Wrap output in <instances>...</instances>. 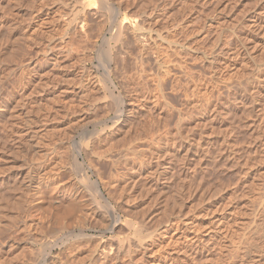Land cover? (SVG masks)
Returning a JSON list of instances; mask_svg holds the SVG:
<instances>
[{"label":"rangeland","instance_id":"rangeland-1","mask_svg":"<svg viewBox=\"0 0 264 264\" xmlns=\"http://www.w3.org/2000/svg\"><path fill=\"white\" fill-rule=\"evenodd\" d=\"M120 1L119 17L132 16L138 3L163 11L154 33L163 35L164 47L157 56L166 63L158 69L155 54L144 57L147 73L165 78L161 106L125 105L132 108L125 115L153 116L157 128L163 119L162 151L154 144L146 157L161 177L148 187L149 179L141 176L129 190V180L120 177L126 171L123 158L106 145L113 141L108 133L115 128L116 145L125 139L120 124L110 123L101 142H94L88 132L91 116L102 117L108 99L120 102L104 90L110 84L96 53L103 36H109L106 23L102 27L94 15L86 14L97 0H0V264H130L128 254L113 253L106 259L99 247L126 240L131 235L127 221L138 219L153 237L136 264H264V31L256 33L248 25L250 20L264 23V0ZM80 15H87L88 23L82 36L73 27ZM130 58L112 76L114 94L125 102L134 95L127 78L135 73ZM89 73L100 88L102 82L106 87L87 88ZM147 84L143 87H154L150 80ZM216 97L227 105L221 106L224 116L213 122L209 108ZM67 104L75 105L70 109ZM82 112H87V122L80 119ZM203 117L204 125L194 127ZM216 125L222 129L219 142L227 130L234 134L233 157L230 148L222 152L219 142H213ZM152 151L161 152V158ZM17 172H29L32 183H20ZM40 183L84 189L86 197L69 205L74 236L63 238L65 219L53 217L40 197ZM92 183L112 202L117 221L112 231L98 207L102 202L88 198Z\"/></svg>","mask_w":264,"mask_h":264},{"label":"bare ground","instance_id":"bare-ground-1","mask_svg":"<svg viewBox=\"0 0 264 264\" xmlns=\"http://www.w3.org/2000/svg\"><path fill=\"white\" fill-rule=\"evenodd\" d=\"M112 1V0H111ZM118 4L114 5L113 3L110 2V0H97V6L95 8H93L92 10H90L91 12H87L86 14L88 13H91L92 15H94V17H96L101 24L100 26H102V23L104 25V23H106L105 25L107 26L106 28V32L109 33V36H103V39L102 42H101V45H99L98 49H97V52L98 55L97 56H100V61H99V64L102 66V69L104 71V78L105 80L107 81V84H110L109 87H106L105 83L102 82L104 84V87L103 88H107V89H104V90H109V97H115V99H111L112 100H116V98L119 99L120 102H118V100H116L118 103L116 104L115 101L113 104V102L111 100L108 99V102L106 104H103L106 109V112L105 114L103 113L102 117L100 118H96V119H92V116H91V126H92V129L89 128V131L87 129L88 132H90V134L92 135V139L94 142H101L100 140H102V136L104 137V133L107 132V127L110 126V123L112 124V126H116V124H120V127L118 128H122L123 132H124V137L125 139L126 138V133L130 136V138L127 139V141L123 138V141L121 138H119L121 142H118L120 144V148L118 147L119 144L116 145V142H117V137L116 135H114V133L112 132L113 130L115 129H111L112 131H109L108 135H112L111 136V139L113 141H110L109 144H107L108 142H106V145L110 148H108L106 145V147L111 151H114L115 149L117 150L116 152L117 155L119 154L121 156V158H123V167L124 166L126 167V171L125 170H122L121 172L124 174L121 175L120 177H123V179H126V181L129 180V190L131 189H135L138 184H139V180H140V177L141 176H145L146 178H148L149 180L147 181V186H152V183L154 181H157L159 179L160 176V173H161V170H159L157 167L155 168V166H152L151 164L149 165V161L151 162V160H148L146 159V157L149 155V151H151L150 147L154 144H158V146H156V150L158 151H162L161 148L163 146V119L161 120V127H158V122L155 121V119L151 118V117H143V115L139 114L140 116L139 117H132L131 114L129 115L125 113L126 112H129L130 110L129 109H132L131 107H129L128 109H125V105H129V106H132L133 105V108H136V107H143V108H149V104L150 105H153V106H157L160 104L161 106V103H162V96L161 94L159 93L160 91H163V89L161 90V84H162V81L163 78L162 76L160 77L159 75L158 76H150L149 73H147L146 69H145V65H144V57L148 54V53H152V54H155L156 56V66L158 69L160 68H163L164 64L166 63V59L164 60L163 57L162 58H158V54L159 52L161 51L162 49V43L161 41H163V35H161V33H154L155 29H154V25L156 23V21L159 19V15L162 14L163 11H158V7L157 5H153L152 7H148L147 5L143 4L141 5L140 3L138 4H135V13L130 16V17H126L124 16L123 14V17H119L121 15V8H120V5H121V1L118 0ZM113 2V1H112ZM116 2V1H115ZM126 2V1H125ZM140 2V1H139ZM95 3V2H94ZM124 5V4H123ZM145 5V6H144ZM85 8V7H84ZM88 8V7H86ZM162 8V7H161ZM90 9V8H89ZM84 11V10H83ZM87 11V10H85ZM85 13V12H84ZM83 13V14H84ZM157 13V14H156ZM85 15V14H84ZM89 15V14H88ZM81 16V15H80ZM79 17V16H78ZM82 18H78L79 20H75L74 24H73V27H74V30L77 32V33H81L79 34L80 36L83 35H86L87 32L86 31V27H87V21H86V17L85 16H81ZM163 17V16H162ZM174 17V16H173ZM70 21V20H69ZM251 22H249L248 25L251 26L252 30L253 31H256V33L260 32V31H264V23H261V22H256V20H250ZM102 22V23H101ZM72 24V22H70ZM98 23V21H97ZM177 23V21H176ZM175 23V25H176ZM67 24V23H66ZM104 25V26H105ZM178 25V24H177ZM37 25L35 24L33 27L36 29ZM68 26H69V22H68ZM219 26V25H218ZM229 26V25H228ZM99 27V26H98ZM103 27V26H102ZM176 27V26H174ZM254 27V28H253ZM72 28V27H71ZM34 29V30H35ZM73 29V28H72ZM99 29V28H98ZM221 29V28H220ZM170 30V29H169ZM98 31V30H97ZM101 31V30H100ZM162 31V30H161ZM75 33V32H74ZM86 33V34H85ZM219 33V32H218ZM250 33V32H249ZM255 33V34H256ZM104 34V33H103ZM174 35V34H173ZM102 36V35H101ZM218 37V36H217ZM251 38V37H250ZM250 40V39H249ZM252 40V39H251ZM113 41V43H112ZM160 41V42H159ZM218 42V41H217ZM176 43V42H175ZM230 43V42H229ZM132 44V45H131ZM166 45V44H165ZM175 45V44H173ZM171 45V46H173ZM104 46V47H103ZM168 46V45H167ZM164 47V46H163ZM105 48V49H103ZM177 48V46H176ZM233 48V47H232ZM172 49V47H171ZM192 49V48H191ZM194 49V48H193ZM173 50H175V48H173ZM181 50V49H180ZM195 50V49H194ZM230 50V49H229ZM225 51V50H224ZM134 52V53H133ZM179 52V51H178ZM234 52V51H233ZM163 53V52H161ZM158 55V56H157ZM165 55V54H164ZM234 55V54H233ZM236 55V53H235ZM239 55V54H238ZM54 58H56V54H53ZM127 57H131L133 58V62H134V67H133V73L131 72L129 75H127V78H128V83H129V86L130 84H132L130 87H131V90L132 92L134 93V95H131L132 97L130 98V100L128 102H125L124 99H121V95L120 97H117V95L114 94V91L113 89L115 88V83L113 81V78L112 76H118L119 73H120V70L123 69L124 65H125V61H126V58ZM130 58V59H131ZM212 58V57H211ZM99 59V57H98ZM146 59V58H145ZM132 60V59H131ZM223 61V60H222ZM212 62V61H211ZM224 62V61H223ZM133 64V63H132ZM213 64V63H212ZM211 64V66H213ZM264 64V63H262ZM260 64V65H262ZM181 65V64H180ZM183 65V64H182ZM223 65V64H222ZM258 66V67H261V66ZM217 66V64H216ZM219 66V65H218ZM254 66V65H253ZM181 67V66H180ZM188 66H186L187 68ZM215 67V66H213ZM250 67H252L250 65ZM256 67V65L254 66ZM257 67V68H258ZM263 67V66H262ZM261 67V69H262ZM182 68V67H181ZM219 68V67H217ZM253 68V67H252ZM256 68V69H257ZM215 69V68H214ZM251 69V68H250ZM254 69V68H253ZM124 70H127V69H124ZM149 70V69H148ZM186 70V69H185ZM188 70V69H187ZM255 70V69H254ZM156 71V70H155ZM159 71V70H158ZM163 71V70H162ZM258 71L261 72L260 68H258ZM92 72V71H90ZM184 72V71H183ZM238 71H236L237 73ZM151 73V72H150ZM153 73V71H152ZM190 73V71H189ZM262 73V72H261ZM90 74V73H89ZM155 74V73H154ZM239 74V72H238ZM264 74V72H263ZM185 77L187 74H183ZM191 77V76H190ZM193 77V76H192ZM121 78V77H120ZM188 78V77H187ZM194 78V77H193ZM115 79V78H114ZM104 80V79H102ZM121 80V79H120ZM150 82L152 81L154 83V87H143V85L147 84V81ZM195 80V79H194ZM193 80V81H194ZM198 80V79H197ZM263 80V78H262ZM97 78L95 77L94 73L93 75L90 74V77H89V84L87 85V88H90L93 89V88H96V91L103 89V88H100V85L98 84L97 82ZM192 81V80H191ZM190 81V82H191ZM202 81V80H201ZM166 82V81H165ZM195 82V81H194ZM198 83V82H197ZM196 83V84H197ZM152 84V83H151ZM189 84V83H188ZM191 84V83H190ZM148 85V84H147ZM108 86V85H107ZM181 86V85H180ZM186 86V85H185ZM188 86V85H187ZM195 85H193L194 87ZM129 87V88H130ZM144 88V89H143ZM186 89V88H185ZM192 89V88H191ZM82 89L81 88H78L77 92L79 93H82ZM130 92V91H129ZM212 92V90H211ZM219 92V91H218ZM108 93V92H107ZM132 93V94H133ZM162 93V92H161ZM194 93V92H193ZM118 94V93H116ZM203 94V93H202ZM221 94V93H220ZM219 94V95H220ZM218 95V96H219ZM244 96V94H242ZM242 96V97H243ZM213 97V96H212ZM211 97V98H212ZM240 97V95H239ZM124 98V97H123ZM214 98V97H213ZM233 98V97H232ZM244 99V98H243ZM242 99V100H243ZM110 101V102H109ZM221 101V99H220ZM220 101L218 99V97H216L214 100H213V104H212V108H209L211 111H212V114H211V117L210 120H212L213 122H216L217 119H219V115H223L224 114H220L221 113V106H225L227 105V101L224 102L222 104H220ZM235 101V100H234ZM168 102V101H167ZM112 103V104H111ZM148 103V104H147ZM252 103V102H251ZM146 104L148 106H146ZM230 104V103H229ZM228 104V105H229ZM250 104V103H249ZM75 105V104H73ZM72 104H67V108H70L73 106ZM93 105V104H92ZM231 105V104H230ZM91 106V105H90ZM167 106V105H166ZM158 107V106H157ZM163 107V105H162ZM208 107V106H207ZM210 107V106H209ZM92 108V107H91ZM152 108L151 107V111H152ZM159 108V107H158ZM72 109V108H70ZM95 109V108H94ZM104 109V108H103ZM204 109V108H203ZM129 110V111H128ZM149 110V109H148ZM149 110V111H150ZM157 110V109H156ZM207 111V109H204ZM232 110V109H231ZM248 110V109H247ZM203 111V110H202ZM204 111V112H206ZM210 111V112H211ZM227 111V110H226ZM225 111V112H226ZM138 112V111H137ZM229 112V110H228ZM223 113V112H222ZM227 113V112H226ZM225 113V114H226ZM86 114L87 115V112L84 113L82 112L81 113V120L86 121V118L88 119V115H84ZM137 114V113H136ZM144 114V112H143ZM151 114V113H150ZM156 114V113H155ZM92 115V114H91ZM100 115V114H99ZM125 115V116H124ZM153 115V114H151ZM209 115V114H208ZM227 115V114H226ZM159 116V115H158ZM90 117V115H89ZM161 117V116H160ZM182 117H180L179 119H181ZM198 118V117H197ZM221 118V117H220ZM158 120V118H156ZM206 118H201L199 119L195 124H194V127L202 124V123H205L207 120H205ZM222 119V118H221ZM226 119L225 117L223 118V120ZM228 119V118H227ZM80 120V121H81ZM166 120V119H165ZM184 120V119H183ZM208 120V121H210ZM179 121V120H178ZM185 121V120H184ZM219 121V120H218ZM222 121V120H221ZM227 121V120H226ZM82 122V121H81ZM87 122V121H86ZM89 122H90V119H89ZM88 122V123H89ZM181 122V121H180ZM183 122V121H182ZM158 123V124H156ZM165 123V122H164ZM178 123V122H177ZM184 123V122H183ZM77 124V123H76ZM81 124V123H80ZM84 124V123H83ZM182 124V123H181ZM234 124V123H233ZM82 125V124H81ZM154 125L156 126L155 129H154ZM165 125V124H164ZM177 125V124H176ZM204 125V124H202ZM215 125V124H214ZM221 125V124H220ZM75 126V125H74ZM80 126V125H79ZM160 126V125H159ZM179 127V125H177ZM217 126V125H216ZM230 126V125H229ZM87 127V125H86ZM73 128V127H72ZM75 128V127H74ZM77 128V127H76ZM79 128V127H78ZM83 128V127H82ZM81 128V129H82ZM109 128V127H108ZM111 128V127H110ZM117 128V130H119ZM176 128V127H175ZM181 128V127H179ZM184 128V127H183ZM198 128V127H197ZM200 128V126H199ZM223 128V126H222ZM214 131H213V142H219V139L220 138V132H222L220 126H217V127H214ZM73 129H71L72 131ZM76 130V129H74ZM80 130V129H79ZM116 130V133H118ZM193 130V129H192ZM199 130V129H197ZM227 130V128H226ZM81 131V130H80ZM86 131V129H85ZM84 131V132H85ZM121 131V132H122ZM167 131V130H166ZM177 131H180V130H177ZM190 131V128L189 130ZM225 130L223 129V132ZM82 132V131H81ZM80 132V133H81ZM87 132V133H88ZM131 132L132 135H131ZM182 132V131H181ZM227 132V133H226ZM224 134V138L222 139V141L219 142V145L218 147L220 148V150L222 152H225V150H228V148H230V152L229 155L233 154V153H236V142H233L234 141V134L231 136V133L229 132V130H227ZM78 133V132H77ZM79 133V134H80ZM86 133V132H85ZM180 133V132H179ZM176 134V133H175ZM188 134V133H187ZM222 134V133H221ZM73 135V133H72ZM89 135V134H87ZM107 135V136H108ZM75 136V135H74ZM90 136V135H89ZM108 136V137H110ZM172 136V135H171ZM73 137V136H72ZM84 137L86 138V136L84 135ZM88 137V136H87ZM167 137V136H166ZM181 138V137H180ZM87 139V138H86ZM182 139V138H181ZM108 140V139H107ZM166 140V139H165ZM178 140V139H177ZM78 141V140H77ZM92 141V142H93ZM104 141V139H103ZM91 142V141H90ZM93 142V143H94ZM105 143V142H104ZM103 143V144H104ZM214 143V144H215ZM216 143V144H217ZM79 147H82L83 146H79ZM77 147V148H79ZM153 147V146H152ZM190 147V146H189ZM213 147V146H212ZM217 147V146H216ZM106 148V150H107ZM118 148L120 150H118ZM113 149V150H112ZM153 149V148H152ZM155 149V148H154ZM108 150V151H109ZM196 150V149H195ZM78 151V149H77ZM106 151V152H108ZM109 151V153H110ZM197 151V150H196ZM154 152V154L156 155L155 158L156 159H159V156H160V153H158L157 151H152ZM168 152V151H166ZM227 152V151H226ZM114 153V152H113ZM148 153V155H147ZM197 154V152H194L193 154ZM104 154H107L105 153V149H104ZM103 154V155H104ZM163 154V152H162ZM184 154V153H183ZM191 154V153H190ZM110 155V154H109ZM112 155V154H111ZM110 155V156H111ZM162 156V155H161ZM160 156V158H161ZM196 156V155H195ZM107 159L109 160V157L106 156ZM114 157H116L114 155ZM119 157V156H117ZM154 157V156H153ZM233 157V155H232ZM102 158V157H101ZM100 158V159H101ZM104 158H105V155H104ZM112 158V156L110 157V159ZM148 158V157H147ZM163 158V157H162ZM106 159V158H105ZM120 159V157L118 158ZM118 159H115L118 161ZM229 159V158H228ZM114 160V159H113ZM112 160V161H113ZM148 160V161H147ZM111 162V160H109ZM116 161V162H117ZM120 161H122L120 159ZM153 161V160H152ZM148 162V163H147ZM107 163V162H106ZM119 163V162H118ZM130 163V164H129ZM110 164V163H109ZM108 164V165H109ZM121 164V163H120ZM126 164V165H125ZM111 165V164H110ZM112 165L114 166L115 163L113 162ZM117 165V164H116ZM122 165V164H121ZM163 168V167H162ZM159 170V171H158ZM118 172V171H117ZM120 172V173H121ZM63 171H60L58 172V175L59 177H61L63 175ZM114 174V173H113ZM84 175V174H83ZM120 175V174H119ZM16 177L19 179L20 183L24 182V180L26 179V182H27V187L29 184L32 183V177L33 175H31L29 172L25 173V174H22V172H17L16 173ZM14 177V178H16ZM144 177V178H145ZM16 178V181L18 182V179ZM202 179L200 180V183H201ZM150 182V183H149ZM89 183V182H88ZM91 183V182H90ZM126 184H128L126 182ZM149 184V185H148ZM40 194H41V198L43 199L44 203L47 205V208H49L53 213V217L59 221L61 219L59 218H64L65 219V230L66 232L64 233L63 235V238L64 239H67L68 237H72L74 236V232H73V226L71 227L70 224L71 222H69L67 216L68 214L70 213L69 211H71L69 209V205L73 202L74 200H78L80 198H83L84 196V189H83V193L77 189V187H73V185H66V186H61V187H58V186H55L53 184H49V183H40ZM74 186H77V185H74ZM88 186V185H87ZM92 186V192L90 190V193L89 192H86L89 194V197L88 198H91L90 201L92 202L93 200L98 203L97 200L101 201L102 203H98L100 204L99 206L96 205V208L97 206L100 207V210H99L109 221V225L110 226H107V227H110V231H112V228L113 226L115 225V223L117 222L116 221V218H115V214L113 213V206H112V202L109 201L108 198L106 197H103L102 195H100L96 189H98L96 186L95 183H92L91 184ZM87 188V187H86ZM128 188V187H127ZM147 188V187H146ZM117 189V188H116ZM89 190V189H88ZM86 190V191H88ZM132 191V190H131ZM87 194V196H88ZM128 194V193H127ZM131 194V193H130ZM111 195V194H110ZM118 195V194H117ZM86 197V196H84ZM130 197V196H129ZM112 198V197H111ZM84 199V198H83ZM84 201V200H83ZM82 201V202H83ZM79 202V201H76V203ZM85 202V201H84ZM87 202V201H86ZM85 202V203H86ZM75 203V202H74ZM90 203V202H89ZM93 203V202H92ZM119 204V203H118ZM94 205V204H93ZM73 206V205H72ZM72 206L70 205V208H72ZM94 207V206H93ZM122 207V206H121ZM115 209V208H114ZM127 210V209H126ZM131 210V209H130ZM115 211V210H114ZM128 211V210H127ZM135 211V210H134ZM100 213V215L102 216V214ZM117 213V212H116ZM133 213V212H132ZM131 216V215H130ZM135 218V217H134ZM133 218V219H134ZM137 218V217H136ZM142 218V217H141ZM142 220V219H141ZM146 220V219H145ZM82 221V220H81ZM80 221V222H81ZM107 221V222H108ZM138 219V221L136 220H133V221H127V226L128 228H130V231H131V237L128 236V238H132V242L131 244L128 242V238L125 240H118L116 242H111V243H108V244H104L99 247V255L108 259V257L110 258L109 255H112L113 253L116 254V253H125L126 255L128 254L130 256V264H136L137 262V259L139 261L142 260V258L144 257L145 255V250H146V247H147V243H148V240L149 238L153 237L151 231H149V228H143V224L140 223L142 221H140ZM84 222V221H83ZM145 223V221H143ZM85 223V222H84ZM80 224V223H79ZM83 225V224H82ZM81 225V226H82ZM76 226V225H75ZM80 226V227H81ZM147 226V225H146ZM106 228V227H105ZM127 228V229H128ZM109 229H105L106 231L109 230ZM103 231V230H102ZM101 231V232H102ZM145 232V233H144ZM79 235V234H78ZM81 236V235H80ZM201 237V236H200ZM61 238V237H60ZM196 238V237H195ZM198 239V238H196ZM195 239V240H196ZM200 239V238H199ZM202 241V240H200ZM49 242V241H48ZM128 242V243H127ZM47 243V242H46ZM46 246V245H45ZM44 247V246H43ZM45 248V247H44ZM44 250V249H43ZM199 250V249H198ZM43 252V251H42ZM140 254V255H138ZM121 255V254H120ZM124 255V254H123ZM113 256V255H112ZM119 256V255H118ZM105 262V261H104ZM108 262V260H107Z\"/></svg>","mask_w":264,"mask_h":264}]
</instances>
